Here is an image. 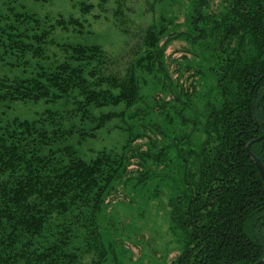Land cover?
Instances as JSON below:
<instances>
[{"label":"trees","instance_id":"1","mask_svg":"<svg viewBox=\"0 0 264 264\" xmlns=\"http://www.w3.org/2000/svg\"><path fill=\"white\" fill-rule=\"evenodd\" d=\"M124 1L117 0L118 6ZM212 2L194 0L191 6L194 40L212 62L200 144L192 139L198 118L188 122L174 112L170 124L185 119L192 129L170 144L142 151L134 147L135 135L120 154L102 151L85 161L64 142L76 133L92 137L91 131L63 128L53 113L33 121L0 119V264H80L86 256L91 264H107L100 215L117 187L147 185L155 177L147 161L179 174L170 221L182 245L170 264H255L264 258V183L245 151L264 133V0H219L216 11L209 10ZM56 25L66 28L63 21ZM48 27L24 12L0 14V64L29 67V58L44 59L53 25ZM150 30L144 60L166 78L165 47L157 46ZM65 48L66 59L56 65L38 66L27 77L0 76V104L71 97L73 113L83 122L94 120L92 107H130L138 100L133 62L129 74L118 78L104 72L108 57L98 46ZM167 82L178 106L176 88L183 87ZM111 118L100 115L96 128ZM249 149L264 168V138ZM134 159L139 161L133 171Z\"/></svg>","mask_w":264,"mask_h":264},{"label":"rangeland","instance_id":"2","mask_svg":"<svg viewBox=\"0 0 264 264\" xmlns=\"http://www.w3.org/2000/svg\"><path fill=\"white\" fill-rule=\"evenodd\" d=\"M193 1L125 0L119 7L117 0H0L2 15H7L10 10L24 12L39 20L42 28L53 25L44 46V59L26 58L29 67L10 68L0 64V76L27 77L38 66L56 65L55 62L64 61L68 55L65 46H98L108 57L106 74L124 77L129 74L133 62L139 86V98L130 107L121 103L91 108L92 118L96 121L100 115L113 117L98 128L99 122H81L80 115H74L71 97L51 103L41 100L0 104L2 124L14 118L33 121L45 113H53L60 118L63 128L92 132V137L81 138L76 133L64 142L85 161L102 151L120 154L131 139L129 137L135 135H139L134 142L135 148L141 147L142 151L154 145L161 148L170 144L174 137L191 131L192 126L187 123L195 116L200 123H197V132L192 139L200 144L203 140L201 113L206 98L212 96L210 83L213 82L208 72L212 66L210 56L200 46V41L194 40L195 32L192 34ZM218 5L219 0H214L209 10L216 11ZM72 20L78 24H71ZM58 21H63L66 28L57 26ZM149 29L158 37L157 46L165 47L166 78L152 63L144 60ZM168 79H172L173 87L176 81L183 87L176 88L180 96L178 106L167 94ZM185 92L188 96L183 95ZM174 112H179L180 117L184 115L188 122L183 119L184 124H170ZM169 156L173 159L171 154ZM138 161L134 159L130 169H137ZM146 168L155 177L147 185L130 183L117 187L116 195L100 215L101 233L109 251L107 264H170L180 252V236L172 229L170 221V203L179 193V174L175 170L172 172V167L168 170L151 161L146 162ZM130 175L135 178L136 173ZM91 261L92 258L86 256L80 264H91Z\"/></svg>","mask_w":264,"mask_h":264},{"label":"water","instance_id":"3","mask_svg":"<svg viewBox=\"0 0 264 264\" xmlns=\"http://www.w3.org/2000/svg\"><path fill=\"white\" fill-rule=\"evenodd\" d=\"M264 138V133L262 134L261 137L251 141L250 143L246 144L245 146V151L246 154L248 155V157L251 159V161L254 163V165L256 166V168L259 171L260 177L262 179V182L264 183V168L262 167L261 163L259 162V160L250 152L249 146L251 143L255 142V141H259L261 139ZM255 264H264V258L261 259L259 262L255 263Z\"/></svg>","mask_w":264,"mask_h":264}]
</instances>
